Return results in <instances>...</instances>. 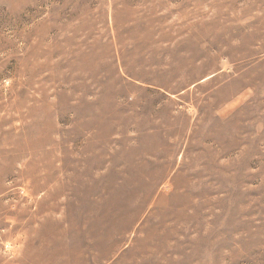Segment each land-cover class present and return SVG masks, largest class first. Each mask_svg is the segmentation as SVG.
Segmentation results:
<instances>
[{"label": "rangeland", "instance_id": "obj_1", "mask_svg": "<svg viewBox=\"0 0 264 264\" xmlns=\"http://www.w3.org/2000/svg\"><path fill=\"white\" fill-rule=\"evenodd\" d=\"M0 264H264V0H0Z\"/></svg>", "mask_w": 264, "mask_h": 264}]
</instances>
